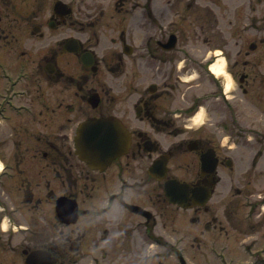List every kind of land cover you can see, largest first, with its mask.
<instances>
[{
	"label": "flooded vegetation",
	"instance_id": "af4514ba",
	"mask_svg": "<svg viewBox=\"0 0 264 264\" xmlns=\"http://www.w3.org/2000/svg\"><path fill=\"white\" fill-rule=\"evenodd\" d=\"M83 1L0 0V264H264L261 1Z\"/></svg>",
	"mask_w": 264,
	"mask_h": 264
},
{
	"label": "rangeland",
	"instance_id": "374dc122",
	"mask_svg": "<svg viewBox=\"0 0 264 264\" xmlns=\"http://www.w3.org/2000/svg\"><path fill=\"white\" fill-rule=\"evenodd\" d=\"M74 1H76V0H74ZM97 1H99V0H84L83 6L81 8H79L78 11L83 12L84 16L92 15L93 10H94L93 7L96 6V3L104 4L105 8L110 9L111 4H109V3H112L113 0H101L103 3L97 2ZM260 1H261L260 14H259L258 20L255 22V25L258 28V33L252 32L248 25H245V33H244V40H245V45H246L245 50H248L247 45L251 42L256 43L258 49H257V51L252 52L251 56L244 57V58L246 61H249V67L246 69V71L249 73V83L253 82L254 84H256L255 87L259 91L258 96L257 97L255 96L256 97L255 103H256L257 107L260 109V111H262L263 107H264V0H260ZM131 2H132V4L136 3V5H138V7H142L144 0H131L130 3ZM138 11H139V9L137 8L136 12L134 14V17L137 16ZM75 12H77L76 9H75ZM109 15H110V10H106L104 20H107L109 18ZM129 17H130V14H125V16H124L125 19H128ZM132 17H133V15H132ZM93 18H94V20L96 19L95 17H93ZM85 21H86L85 22L86 32L91 33V31H94L95 26L93 24V21L88 19V18H86ZM71 33H73V32H71ZM105 34H107V36H105L104 38L101 39V42H100L101 47L98 49L99 53L103 50V48L110 45V42L108 39H109V37H111V35H109V32H106ZM228 80H230V78L227 79V82L230 83V81H228ZM230 87L231 88L233 87V83L230 84ZM262 113H263V111L260 112V117L264 120V118H263L264 114H262ZM203 121H205V119L202 118L200 122H203ZM260 165H262V167L264 168V164H262V162ZM255 178H256V181H254V187L253 188H255L256 193L261 194V196H264V170H263L262 174H260L258 176L256 175ZM252 182H253V179H252ZM261 204H262V202L260 203V205ZM212 205L215 208L217 205V202H213ZM258 205H259V202L248 203V202L241 201V202L233 203L231 208L240 210V213L242 215L244 213L243 211L247 212V210H249V209L256 208L257 210L258 209L261 210V213L264 215V212H263L264 208H261Z\"/></svg>",
	"mask_w": 264,
	"mask_h": 264
},
{
	"label": "bare ground",
	"instance_id": "6f19581e",
	"mask_svg": "<svg viewBox=\"0 0 264 264\" xmlns=\"http://www.w3.org/2000/svg\"><path fill=\"white\" fill-rule=\"evenodd\" d=\"M223 65H225V62L224 60H219V61H216L214 62L212 65H211V69L212 71L215 73V74H221L223 73Z\"/></svg>",
	"mask_w": 264,
	"mask_h": 264
}]
</instances>
